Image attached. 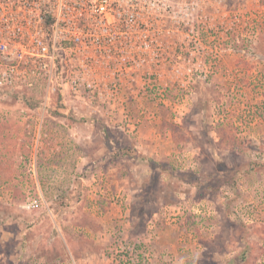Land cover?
<instances>
[{"label":"rangeland","instance_id":"rangeland-1","mask_svg":"<svg viewBox=\"0 0 264 264\" xmlns=\"http://www.w3.org/2000/svg\"><path fill=\"white\" fill-rule=\"evenodd\" d=\"M185 1L115 88L0 94V264H264V0Z\"/></svg>","mask_w":264,"mask_h":264},{"label":"built area","instance_id":"built-area-1","mask_svg":"<svg viewBox=\"0 0 264 264\" xmlns=\"http://www.w3.org/2000/svg\"><path fill=\"white\" fill-rule=\"evenodd\" d=\"M181 2L0 0V94L43 88L44 109L56 89L77 98L115 88L126 80V55H147L161 39L163 6L177 15ZM132 39L138 49L126 53Z\"/></svg>","mask_w":264,"mask_h":264},{"label":"trees","instance_id":"trees-1","mask_svg":"<svg viewBox=\"0 0 264 264\" xmlns=\"http://www.w3.org/2000/svg\"><path fill=\"white\" fill-rule=\"evenodd\" d=\"M60 91H58L57 95H56V101H55V105L54 107H58V109H61L62 108V100H61V96H60ZM56 114V113H55Z\"/></svg>","mask_w":264,"mask_h":264},{"label":"flooded vegetation","instance_id":"flooded-vegetation-1","mask_svg":"<svg viewBox=\"0 0 264 264\" xmlns=\"http://www.w3.org/2000/svg\"><path fill=\"white\" fill-rule=\"evenodd\" d=\"M191 27H193V25Z\"/></svg>","mask_w":264,"mask_h":264}]
</instances>
